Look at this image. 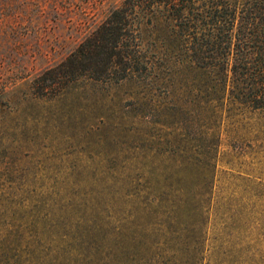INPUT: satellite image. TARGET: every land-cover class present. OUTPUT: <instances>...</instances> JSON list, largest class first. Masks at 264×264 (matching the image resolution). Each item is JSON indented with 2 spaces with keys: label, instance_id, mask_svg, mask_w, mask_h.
I'll list each match as a JSON object with an SVG mask.
<instances>
[{
  "label": "rangeland",
  "instance_id": "374dc122",
  "mask_svg": "<svg viewBox=\"0 0 264 264\" xmlns=\"http://www.w3.org/2000/svg\"><path fill=\"white\" fill-rule=\"evenodd\" d=\"M123 1L0 0V264H264L263 112L167 69L43 85Z\"/></svg>",
  "mask_w": 264,
  "mask_h": 264
},
{
  "label": "trees",
  "instance_id": "16d2710c",
  "mask_svg": "<svg viewBox=\"0 0 264 264\" xmlns=\"http://www.w3.org/2000/svg\"><path fill=\"white\" fill-rule=\"evenodd\" d=\"M166 69L185 88L193 75L200 116L264 113V0H124L39 84L79 71L153 82Z\"/></svg>",
  "mask_w": 264,
  "mask_h": 264
}]
</instances>
